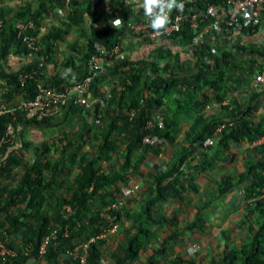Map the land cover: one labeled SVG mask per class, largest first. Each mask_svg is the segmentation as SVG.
Returning a JSON list of instances; mask_svg holds the SVG:
<instances>
[{"label": "trees", "instance_id": "16d2710c", "mask_svg": "<svg viewBox=\"0 0 264 264\" xmlns=\"http://www.w3.org/2000/svg\"><path fill=\"white\" fill-rule=\"evenodd\" d=\"M33 1L39 6H32ZM63 1L57 0V4ZM225 1L185 2V14L198 13L202 17L198 28L193 30L188 22L183 21L180 30L162 38L169 44L147 39L146 44L157 43L156 47L146 57L134 60L124 52L120 40L124 35L138 37L134 28L142 17H138L125 0H108L114 6L113 17L124 22L122 29H104V43H101L109 52L114 45L121 47V58L111 53L103 59L108 64L104 73H109L115 83L108 94L100 91L98 83L107 75L98 73L91 82L96 101L90 108L84 109L74 100H63L52 115L40 113L36 109H23L21 104L34 97L39 82L62 89L85 78L90 73L87 66L89 56L100 44L86 34L82 62L72 67L69 78H44L39 62L51 58V47L41 46L43 48L37 52L26 47L16 38V23L32 22L29 32L37 37L40 21L49 12L45 1L28 0L25 6L11 15L5 8L1 9L0 40L9 28L15 41L12 53L35 54L38 58L10 72L5 65L0 64V106L13 109L12 112L0 114V136L6 122H11L16 131L13 145H3L0 149V178L16 164L23 167L17 187L3 191L0 181V237L4 240L6 236L10 238L6 243L12 251L16 246L19 248L14 255L4 259L0 256V264H22L29 256H33L37 264L59 262L57 258L61 252H73L78 243L98 236L113 224H122L123 209L124 215L132 219L138 232L126 248L130 264H264V142L255 144L252 152L246 154V162L236 178L222 175L218 184V196L235 188L237 183L243 186L244 214L233 226L238 231L237 237L231 238L224 231L223 249L198 258L175 255L165 257L164 262L159 263L153 254L144 256V261L139 257V251L145 247L147 238L153 235L150 231L152 226L158 227L166 222L171 227L179 223L173 213L165 216L160 212L164 204L185 200L188 191L198 192L196 180L199 174L212 169L217 158L223 161L225 157L221 155L227 154L225 152H228L231 143H252L264 135V118L253 119L250 116L255 111L253 102L260 98V94L264 95V86L257 84L252 87L255 77L264 70V40L257 37L259 32L245 27L239 17L215 29L221 18H228L229 7ZM84 3H87L85 9L80 10ZM97 5L98 2L93 4L90 0H68V19L76 22L83 12H96ZM208 5L215 7L213 13L202 14ZM90 25L93 29L92 22ZM59 37L60 30L57 29L42 36V42H52ZM24 74H31V77H26L20 83L18 77ZM241 85L251 86V93L241 102L234 100L223 105L222 101L228 98V94ZM204 87L209 88L208 93L194 98L195 93ZM18 99L21 100L19 104ZM211 99L221 104L223 112L218 116L207 115L203 110L205 102ZM167 101H172V105L165 107V111L159 109L163 118L153 113L154 106H165ZM193 112L197 115L179 139L181 127L177 116L180 113L191 115ZM62 116L64 118L60 119ZM157 116L162 126L155 122ZM96 119L100 123L106 122L99 128L100 123H95ZM63 120H77L81 126L88 125L89 120H92L100 136L96 153L82 150L85 138H82V134L75 139L70 130H62L50 143L46 142L41 153H36L31 163H22L15 150L26 148L23 131L31 127L58 126ZM148 121H152V124L146 127ZM219 125H223L222 129L213 135ZM115 133L125 135L124 142L119 140L124 145L122 158L104 168L100 160L115 150L116 145L112 140ZM210 135L213 142L204 145L205 138ZM157 141L170 143L172 152L170 160L152 167L153 181L147 186L152 198L143 201L137 210L124 205L120 210H115L111 207L114 199L105 200L106 197L115 198L114 192L107 188L117 182L125 184L128 168L134 169L144 157V153L140 157H133L138 143L143 146L144 152H148L156 146ZM52 144L59 147L58 159H45L41 163L39 157ZM71 171L74 173L70 195L59 196L55 203L42 202L45 191L56 193V186H61ZM126 190L122 189L121 196L131 199V194L126 193ZM155 203H159L161 217L158 219L154 217L152 207ZM202 203L195 205L197 211L185 225L187 229L204 226L205 220L200 213L206 203ZM65 205L71 208L70 211L65 216L58 215ZM51 208H55V213H49ZM53 229H58L56 238L49 241L44 254L39 255L43 237ZM65 230L68 232L63 235ZM178 231L172 230L164 241L176 238ZM11 237L17 239L19 244L13 245ZM106 237L96 238L89 243L86 264H101L100 247ZM70 256L71 259H65L64 264H80L77 257Z\"/></svg>", "mask_w": 264, "mask_h": 264}, {"label": "crops", "instance_id": "0c3cea01", "mask_svg": "<svg viewBox=\"0 0 264 264\" xmlns=\"http://www.w3.org/2000/svg\"><path fill=\"white\" fill-rule=\"evenodd\" d=\"M27 1L28 0H0V11L2 8H5V10H7L8 13L11 15V14H13V12L18 10L20 7L25 6ZM43 1H45V3H46L45 7L49 12L40 21V26H39V30H38L39 33L37 35V40L39 41L41 46L46 47L49 45L51 47V52H50L51 58L47 61L41 60L39 62V66L42 69V73H43L44 78H50V76H58L64 80H67L69 78V72L72 70V67L74 65L79 66L82 62L83 52H85V49H86V46H85V44H86L85 37L86 36L85 35L87 34L89 37H92L94 41L98 42V44H101V43H104L103 30L104 29H106V30L115 29L111 25V20L115 19L113 17V14H115V13H113L114 12V6L111 5L108 2V0H100V1L99 0H90L93 4L98 2L96 12L100 15H98V14L96 15V12H92L91 14L83 12L82 17L79 19L77 18V21L74 22V21L68 19V14H69L68 11L70 10V8L68 6V0H64L62 2V4H60V5L57 4V0H43ZM125 1L134 9V13L138 17L140 16L143 18V11H142V9L140 11H137V6L135 3V0H125ZM100 2H101V4H100ZM86 4L87 3L82 4L80 10L85 9ZM32 6L36 7L39 5L37 4V2L33 1ZM96 16H99V17H96ZM91 22L93 23V29H91V26H92V25H90ZM122 26L119 28H116L115 30L122 29ZM57 29L60 30V37L59 38L53 40L52 42H50V41H47L46 43H44V41L42 42V40H43L42 36H44L50 32L52 33ZM257 37L264 40V29L257 34ZM139 39L140 38H138V37L136 38L134 36H130V35L125 36L124 35L121 37V40H120L121 44L127 47L128 51L125 50L124 52L128 53V55L131 57V59H134V60H138V59H142V58L146 57L148 55L149 51L153 50L157 45V43L154 45L146 44L144 40H139ZM159 41L161 43L163 41H165L166 44H169L168 41H166L165 39L158 40L157 42H159ZM14 46H15V41L13 39L12 32L10 31L9 28H7L6 31L3 33V35H1V40H0V64L5 65L9 69L8 70L9 72L11 70H17L19 67L24 66L25 63L31 62L34 58L35 59L38 58L37 56H35V54L25 55V54L12 53ZM41 48H43V47H41ZM104 71L102 73H104ZM102 73H100V74H102ZM104 74H106V72ZM106 75H107V77L103 80H100V82L98 83V88L100 91L108 94L110 91V88L114 85L115 82H113L109 73H107ZM254 83H252L253 88L256 87V85H254ZM250 85H251V83H250ZM260 86H264V82L260 83ZM250 89H251V86L249 88V86L241 85L238 89H234L231 93H229L227 100L226 101L223 100L222 104L226 105L229 102L234 101V100L241 102L245 96H248L251 93ZM20 102H21V100L18 99L17 103L19 104ZM253 106L255 107V111L253 112V114H250V116L253 119H258L259 117L264 118V95L263 94H260V98H258L257 101L253 102ZM203 110H204L205 114L214 115V116L215 115L218 116L223 112V110L221 108V104H217L214 101H210L208 104H205ZM196 115L197 114L195 112H193L191 115L180 113L177 116V122H178L179 126H181L180 136H182L184 131L189 128V125L191 124V122L193 121V119ZM24 132H25V130L23 131L22 136H23ZM263 138H264V135L262 137L256 139L252 143L250 142V147L254 146L255 144L264 142ZM241 143H248V142H241ZM241 143H235V142L231 143L229 148L232 151L225 152L227 154L221 155L223 158L225 157L222 162H220L219 158H217L218 161L215 162L216 163L215 165H217V163H226L228 161V159H230L231 157L233 158V160L236 159L238 156V153L242 152L243 147H240L239 145H235V144H241ZM233 148H234V150H233ZM35 153H37L39 155V153H41V149H40V151H36V152H30L27 150L23 151V155L20 158L21 162L26 163L27 159L32 158L31 156ZM23 159L26 161H24ZM16 166H15L16 168L15 167L12 168V170L10 172L5 173L2 176V178H0V181L2 184L1 187H3V191H5V190L8 191L9 189H12L13 187L15 188L19 185V178H20L21 174L23 173V167L19 164H16ZM13 170H15V171L13 172ZM71 174H73V173H71ZM200 174H199V176H200ZM199 176L197 177V180H196L197 186H198V192H197L198 195H197L196 201L193 203L194 205L192 204L194 206L193 215L191 218L189 217L188 219L185 216V219H187L188 222L191 221L195 216V213L197 211L195 208V205H199L200 203L203 204L202 203L203 201H205L206 205H204V206L207 208L204 207L205 209L203 208V210L201 211L200 214L204 220L205 219L210 220L211 218L209 216V211H210V208L213 207L212 205H215V202H213V199L218 196L217 195L218 184L216 186V189L213 192L205 193V196H204V190L211 189L215 185L211 184L210 187H207V185H206L204 188L200 189L199 186H201V185L199 184V182H200ZM71 177H72V175L70 176V178ZM63 181H64V179H63ZM68 184H69V180L67 178V180L64 183H62L61 186H56V188H55L56 192H57L58 188H60V189H58V192L55 195H52V197H50L51 199L48 197L51 196L52 191H50V192L45 191L44 198H43L42 202L50 201V203H52L51 201H53V198L56 202L57 199L59 198V196L68 195V194H66V190L68 189L67 188ZM143 188L144 187H141L140 188L141 190L139 192V194L140 193L143 194V197L141 199H136V203L134 205L139 206L141 203H143L142 201H145L148 198H152V196L149 194L146 196V192H148V191L146 188L143 190ZM130 194H131V196H130L131 199H129V197H128V199H129L130 204H133V200H134L133 198L136 195L133 192ZM118 198L123 199V201H124L123 205L125 207V200H126L125 196H121V197L118 196L117 199ZM143 198H146V199L143 200ZM117 199H115V200H117ZM164 205H166V204H164ZM130 206L133 209H136L135 207H137V206H133V205H130ZM158 206H159V203H155L154 205H152L153 210H154V217L157 219L159 217H161L159 215V212L157 209ZM193 206H192V208H193ZM240 206H242V204ZM240 206L238 205L239 208H240ZM14 209L15 208H12V210H14ZM172 213L175 215V217L178 219V221L181 220V219H179L180 217H178L174 211ZM165 216H167V215H165ZM127 218H128L127 220H123L122 224L121 223L119 224L120 226L118 228H116L115 231L108 234V236L105 239V242H103V244L101 245V247H100L101 264H125V263L130 264L129 263L130 261H128V251L126 250V248H127V245L129 243L130 239L133 238V236L138 232H137L136 228L134 227V225H132V219L129 217H127ZM215 218H219L221 220L222 219L227 220L230 217H226L225 214H220V215H216ZM235 222L233 221L230 224V227L231 226L233 227ZM125 223H128V225L126 227H125ZM166 224H167V226H166ZM164 226H166V227H164ZM160 229H162V237H160L157 240L156 234H157V231ZM150 231L153 233V235L150 238H147V240H146L147 242L145 244V247L139 251V257H141L143 259V261L145 260L144 256H150L152 254L154 255V258L159 263H163L165 257H172L175 255H179L178 253H176V251L170 250L169 244H171L173 242V240H176L181 233L177 234L176 238L170 239L168 241H164V239L168 235H170V233L172 232V230L169 229L168 223H166V222H164L162 225H160L158 227L156 225L152 226ZM224 231L228 232V229H225ZM237 233H238V231L235 234L228 232V235H230L231 238H234V237L238 236ZM138 235H140V234H138ZM6 239L10 240V238H8L7 236H6ZM10 242H12L13 245H15V246H16V244H19L17 239H15L13 237H11ZM215 248H217L216 252H218V249L219 250L223 249V244L222 245L217 244L215 246ZM155 250H157V253L154 254ZM13 251L14 252L19 251V248H17V246H16L15 250H13ZM210 253H212V251ZM70 257H71L70 254H68L66 252H64V253L61 252L57 258L59 262H54L51 264H64V260L65 259L69 260V259H71ZM22 264H37V260L33 256H29Z\"/></svg>", "mask_w": 264, "mask_h": 264}, {"label": "rangeland", "instance_id": "374dc122", "mask_svg": "<svg viewBox=\"0 0 264 264\" xmlns=\"http://www.w3.org/2000/svg\"><path fill=\"white\" fill-rule=\"evenodd\" d=\"M142 40V39H139ZM122 49L125 51L127 50V47L122 45ZM128 51V50H127ZM126 53V52H125ZM211 63V62H210ZM264 71V70H263ZM262 71V74L264 72ZM208 87L202 88L200 91H197L195 94L194 98L199 97L202 93L206 94L208 93ZM197 96V97H196ZM173 97V96H172ZM225 101L227 99H224ZM210 101H214L217 104H220L214 99L208 100L205 102V104H208ZM165 103V102H164ZM172 101H167V104L165 106H158L157 108H153V113L159 115L160 117L163 118V114L160 112V110H164L165 107L171 104ZM170 107V106H169ZM197 107V106H196ZM200 107V105H198ZM172 108V106L170 107ZM160 109V110H159ZM165 111V110H164ZM156 116V115H155ZM157 116V117H159ZM64 116H62L60 119H63ZM59 119V120H60ZM92 120H89L88 125L86 126H81V123L77 120L74 121H68V120H63L58 126H44V127H31L27 128L22 136L23 140L26 142V148H17L15 152L17 155L21 158L23 155V151H30V152H36L40 151V149L44 148L46 142H51V139L55 138V136L58 133H61L62 130H70L71 133L75 136V139L77 137L79 138V134H82V138H84V142L82 143L81 147L83 151H91L93 153H96V148L99 143V133H98V127L92 125ZM106 121H102L101 123L98 121L99 128H101ZM97 123V122H95ZM181 127V126H180ZM44 129V130H43ZM181 132V131H180ZM183 136L178 135V138H182ZM125 139L124 133H121L118 135V133H115L112 136V140L114 141L115 150L109 152L104 159L100 160L102 166L104 168L109 167V165H113L118 161L120 158H122L123 150H124V145L119 143V140L122 142ZM264 139V138H263ZM126 140V139H125ZM264 141V140H263ZM124 142V141H123ZM155 147L151 148L148 152L143 151V146L141 144H137L134 148V155L133 157H140L142 153H144V157L137 163L136 167L133 169L128 168L127 172V179L125 184L117 182L115 184H112L107 190H112L114 192L115 198L111 197H106L105 200H111V199H117L118 196L121 197V191L122 189H132V192L136 195L134 196L133 204H130L129 199L125 197V206L133 205L137 206L135 207L136 209L139 208L138 205H134L136 203V199H141L143 197V194H139L140 188L144 187L143 190L146 188L148 191L147 186L151 185L153 181L152 177V167L153 165L155 166H160L166 161L170 160L171 157V152H172V147L170 143H162V141H157L155 142ZM239 145L240 147H243L242 152L238 153V156L236 159L233 160L231 157L228 159L226 163H217V165H214L212 169H206L203 172H201L199 176V184L201 186L200 189L204 188L206 185L207 187H210L211 184L215 185L213 188L204 190V196L205 193L213 192L216 189L217 184L220 183V177L222 175H230L234 178H236L237 174L242 170L245 162H246V155L249 154V152H252L253 146L250 147V143H241V144H235ZM234 146V145H233ZM234 150V148H233ZM228 151H232L230 148ZM45 154L41 155L39 157V161L42 163L44 162L45 159L49 160H56L58 159L59 155V147L55 145H51L49 150L47 148ZM58 156V157H57ZM230 156V155H229ZM32 158H28L27 163H31L35 158H36V153L31 156ZM222 162V160L220 161ZM216 164V163H215ZM16 166V165H15ZM14 166V167H15ZM13 167V168H14ZM17 167V166H16ZM15 167V168H16ZM135 170V171H134ZM15 170H13L14 172ZM74 172H69L67 174L68 176L65 178L64 182L69 180V184L67 186L66 194L70 195V189H71V178L70 176ZM60 189V188H58ZM57 189V192H58ZM66 189V188H65ZM50 192V191H49ZM56 192V193H57ZM56 193H51V196L48 198L52 197V195H55ZM201 193V192H200ZM203 193V192H202ZM149 193L146 192V196ZM198 193L188 191L187 197L183 201H174L170 202L166 205H163L162 209L160 210L161 213L170 216L169 214H172L174 211L178 217H180L179 222L177 225H173L169 227L171 230L178 231L180 230L177 234L181 233L179 237L176 240H173L171 244H169L170 250L176 251L179 255L183 257H194L198 258L199 256H204V255H210L209 253L212 251L213 253L217 251V248L215 246L222 245L224 242L223 239V234L224 230L228 229V232L235 234L237 230L233 228L232 226L230 227V224L236 220L239 219L241 215L244 214L243 212V203L245 201V195L243 192V186L237 183V186L233 188L232 190L228 191L226 194L217 196L216 198L213 199V202H215V205H212L213 207L210 208L209 211V216L210 220L205 219V224L201 228H195L193 230L187 229L185 225L188 222V218L192 217L193 215V210H194V202L197 199ZM137 197V198H136ZM150 197V196H149ZM51 199V198H50ZM146 198H143L145 200ZM55 202L54 198L53 201ZM143 202V201H142ZM130 204V205H129ZM193 204V205H192ZM211 204V203H210ZM242 204V206H240ZM93 205V204H92ZM240 206V208L238 207ZM193 206V208H192ZM65 205L60 211H58V215L65 214L69 212L70 210H67ZM159 207V206H158ZM157 207V209H158ZM132 208V207H131ZM207 208V207H205ZM204 208V209H205ZM242 208V209H241ZM71 209V208H70ZM242 211H240V210ZM125 209L122 210V217L121 220H127L128 218L124 215L125 214ZM135 210V209H134ZM207 210V209H206ZM205 210V211H206ZM57 211V207H56ZM204 211V212H205ZM49 213H55V208L50 209ZM220 214H225L226 217H230L227 220H221L219 218H215L216 215ZM185 216L187 219H185ZM229 222V223H228ZM128 225V223H125V227ZM134 225V223L132 224ZM120 225L117 223L116 228H118ZM167 226V224H166ZM164 226V227H166ZM152 228V227H151ZM150 228V229H151ZM115 231V230H114ZM113 232V231H111ZM110 232V233H111ZM238 234V233H237ZM157 240L162 237V229L157 231ZM7 239H5L6 241ZM7 242V241H6ZM8 244V243H7ZM211 250V251H210ZM218 251H220L218 249Z\"/></svg>", "mask_w": 264, "mask_h": 264}, {"label": "built area", "instance_id": "2783aa9c", "mask_svg": "<svg viewBox=\"0 0 264 264\" xmlns=\"http://www.w3.org/2000/svg\"><path fill=\"white\" fill-rule=\"evenodd\" d=\"M191 0H182L183 3ZM227 6L229 7L228 18H221L218 23L214 26L215 29H219L222 23L229 24L231 20L236 18H241L245 27H248L251 31L260 32L264 29V0H226ZM213 5H208L206 10L202 13H213ZM183 21L189 23V26L196 30L199 26V22L202 21V17L198 13H188L185 14L184 11L173 10L170 13V23L161 32H155L150 27V23L147 17L144 16L140 22L135 25L134 31L138 33V38L146 41H158L162 38L171 35L173 32L180 30L182 28ZM32 22H17L16 23V38L21 40L26 47L34 51H40L41 45L37 40V37L31 35L29 30L32 28ZM122 57L121 47L119 45H114V47L109 52L108 49L102 45H96L95 52L91 53L87 62L89 74L83 78L81 81L64 86L62 89H57L51 85H43L42 83H37L36 93L32 99L24 101L21 105L23 109H36L40 113L46 115H52L56 112L57 106L63 100H74L77 104L82 106L84 109L90 108L93 103L96 101L91 90V82L95 75L102 73L107 66V63L103 60L107 54H111ZM110 56V55H108ZM26 77H31V74L19 75L18 80L20 83ZM254 85L264 82V76L259 74L255 77ZM12 108H7L4 105L0 106V114L4 112H12ZM99 119H96L98 122ZM155 122L158 126H162V121L156 117ZM152 124V121H148L146 127ZM223 125H219L214 133L216 134L222 129ZM16 131L11 122H6L4 124L3 134L0 136V149L3 145L11 146L15 142ZM147 140V138H145ZM213 142L212 135L208 136L204 140V145H210ZM0 152V157H1ZM132 189H127L126 193H131ZM125 193V194H126ZM124 204L122 198L115 200L111 207L115 210H120V207ZM67 210H70L69 207H66ZM108 216V215H107ZM109 217V216H108ZM117 224L110 226L105 232L99 234L96 237H90L85 242H80L75 246V250L67 251L66 253L77 257L80 264H86L87 250L89 243L94 241L96 238L106 237L111 231L116 230ZM67 230L63 232V235L67 234ZM58 234V229L51 230L46 236L43 237L41 244L39 246V255H43L46 249V245L49 241L56 238ZM15 252L12 251L8 246L6 241L0 237V256L4 259L6 256L14 255ZM177 264V263H176ZM181 264V263H180Z\"/></svg>", "mask_w": 264, "mask_h": 264}, {"label": "clouds", "instance_id": "9594fccd", "mask_svg": "<svg viewBox=\"0 0 264 264\" xmlns=\"http://www.w3.org/2000/svg\"><path fill=\"white\" fill-rule=\"evenodd\" d=\"M135 3L137 11L142 9L144 16L149 20L150 27L158 33L169 25L170 13L173 10L182 11L184 8L182 0H135ZM123 24L120 18L111 20V25L115 29Z\"/></svg>", "mask_w": 264, "mask_h": 264}]
</instances>
